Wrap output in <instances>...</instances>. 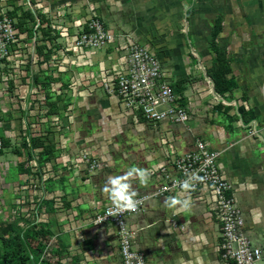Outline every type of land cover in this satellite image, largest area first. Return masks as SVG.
Segmentation results:
<instances>
[{
  "label": "rangeland",
  "instance_id": "1",
  "mask_svg": "<svg viewBox=\"0 0 264 264\" xmlns=\"http://www.w3.org/2000/svg\"><path fill=\"white\" fill-rule=\"evenodd\" d=\"M99 1L0 0V17L6 14L21 37L8 48V58L0 61V264L5 251L27 255L20 234L32 226L38 253L25 264H55L59 249L58 264H122L117 234L102 240V227L91 219L111 202L102 191L109 176L124 175L132 167L145 169L146 157L156 153L159 130L135 123L98 86L100 63L106 65L95 56L104 48L93 51L89 44H81V35L93 15L106 29ZM188 22L183 13L178 32L191 64L198 65L195 71L206 67V74L214 62L211 37L207 42L211 60L201 65L194 61L199 55L188 39ZM217 48L226 53L219 41ZM191 84L190 80L189 88ZM226 108L240 114L241 128L259 135L261 125L247 110L236 104ZM167 197L172 195L152 199L142 211L127 216L129 224L141 221L144 228L133 234L132 247L145 264H153L159 247L163 249L160 236L167 235L165 225L175 215L186 219L194 215V207L202 210L201 243L217 229L216 216L208 215L203 202L191 201L190 211L177 212L165 207ZM237 208L245 225L244 240L248 247L260 249L256 264H264V206ZM255 210L258 216L252 217ZM246 218L255 221L249 225ZM208 252L217 255L213 264L229 263L214 244ZM197 262L203 264L199 257Z\"/></svg>",
  "mask_w": 264,
  "mask_h": 264
},
{
  "label": "crops",
  "instance_id": "2",
  "mask_svg": "<svg viewBox=\"0 0 264 264\" xmlns=\"http://www.w3.org/2000/svg\"><path fill=\"white\" fill-rule=\"evenodd\" d=\"M98 12L107 22L109 32L120 37L128 36L138 44L148 45L155 52L164 80L176 92L191 99L196 94L203 96L200 102L197 101L200 113L189 122L190 129L165 122L157 125L159 135L169 132L174 138L175 149L180 153L191 149L194 137L208 141L213 149L220 152L219 167L227 174L238 206H264V0H100ZM183 13L189 21L188 39L199 55V59L194 61L201 65L211 60L207 42L209 37L212 40L214 20L221 18L216 43L219 41L226 52L224 54L230 68L227 78L233 81L231 91L220 97L222 102L217 103L212 99L216 94L205 74L206 67H203V71H195L198 65L191 64L184 38L178 32V22ZM115 44L97 53L95 60L111 66L116 60ZM190 80L192 84L189 88ZM241 99L247 101L250 109L247 110L246 102ZM232 104L243 107L249 115L254 116L261 125L258 136L254 137L249 129L241 128L242 118L237 111L225 109ZM132 120L144 123L140 119ZM158 145L159 142L156 153L146 157V166L159 160ZM132 186L137 193H141L152 189L155 183L150 180L147 185H141L138 180H133ZM190 197L193 202L199 201ZM194 210V215L186 219L178 215L172 217L184 227L183 231L174 230L169 223L165 225L167 235L160 236L159 240L163 249L159 247L153 264H198V257L203 264H213L217 259V255L209 253L208 248L213 244L216 246L218 232L215 229L206 243L199 242L204 237V233L198 229L202 210L197 206ZM253 213L252 217L258 216L259 210ZM245 220L249 225L255 221L250 218ZM132 222L130 224H136L139 232L144 230L141 221ZM111 233L116 236L113 226L102 227L101 239ZM174 247L178 249L172 251ZM144 248L149 249L145 244Z\"/></svg>",
  "mask_w": 264,
  "mask_h": 264
},
{
  "label": "built area",
  "instance_id": "3",
  "mask_svg": "<svg viewBox=\"0 0 264 264\" xmlns=\"http://www.w3.org/2000/svg\"><path fill=\"white\" fill-rule=\"evenodd\" d=\"M94 16L89 17L88 24L84 26L86 31H82L81 44H89L94 51L117 43L114 48L115 62L104 67L100 63L98 86L114 97L122 113L135 120L140 119L152 126L166 122L190 129L189 122L200 113L197 101L200 102L203 96L196 94L191 99L176 92L164 80L159 60L148 45L138 44L128 36L120 37L109 32ZM16 38L21 37L17 34L13 21L6 14L2 15L0 61L8 58V48ZM31 52L32 50L29 54ZM212 99L217 103L222 102L220 96L214 94ZM158 142L159 160L145 167L155 186L138 193L137 199L141 201L138 211L109 215V209L112 208L110 202L91 219V223L96 226H113L116 229L122 264H145L142 255L132 247L133 234L139 228L136 224H129L127 216L142 211L143 205L152 199L181 193L179 182L193 173L203 180L188 195L206 204L209 216H216V248L219 256L228 258V264H256L261 258L260 249L248 247L244 240L242 230L245 225L227 174L219 167L220 152L213 149L208 141L194 137L191 149L180 153L175 149L174 138L169 132L161 133ZM170 226L174 230H184L176 220H172Z\"/></svg>",
  "mask_w": 264,
  "mask_h": 264
},
{
  "label": "clouds",
  "instance_id": "4",
  "mask_svg": "<svg viewBox=\"0 0 264 264\" xmlns=\"http://www.w3.org/2000/svg\"><path fill=\"white\" fill-rule=\"evenodd\" d=\"M133 180H138L141 185H147L150 180V173L147 169L132 167L124 175L107 178L102 191L106 198L112 202L109 215H119L125 212L136 213L138 211L141 201L137 199L138 193L133 189ZM202 180V177L193 173L187 179L179 182L181 193L177 196L167 197L164 201L165 207L177 212L181 210L190 211L191 197L188 194L195 191L196 184Z\"/></svg>",
  "mask_w": 264,
  "mask_h": 264
},
{
  "label": "trees",
  "instance_id": "5",
  "mask_svg": "<svg viewBox=\"0 0 264 264\" xmlns=\"http://www.w3.org/2000/svg\"><path fill=\"white\" fill-rule=\"evenodd\" d=\"M220 30L221 18L217 17L212 25V40L209 44L210 50L214 55V62L212 67L206 72V76L212 83L214 93L217 96L223 97L226 93L231 91L233 81L232 79L227 78V75L230 72L228 60L226 59L224 52L217 48L216 38ZM243 112L244 111L241 110V115ZM32 227L20 234L23 246L27 251V255H21L17 251H5L1 256V264H25L26 260L30 262L31 258L38 253V250L33 248L34 231ZM61 252L62 251L60 249L56 252L58 257L55 264H58Z\"/></svg>",
  "mask_w": 264,
  "mask_h": 264
}]
</instances>
